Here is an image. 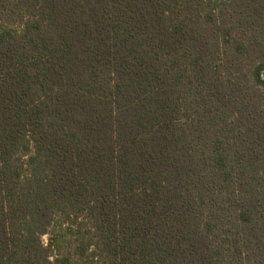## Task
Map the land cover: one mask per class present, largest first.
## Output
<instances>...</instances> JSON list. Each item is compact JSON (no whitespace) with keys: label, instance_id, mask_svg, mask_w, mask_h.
<instances>
[{"label":"trees","instance_id":"1","mask_svg":"<svg viewBox=\"0 0 264 264\" xmlns=\"http://www.w3.org/2000/svg\"><path fill=\"white\" fill-rule=\"evenodd\" d=\"M263 88L264 0H0V264H264Z\"/></svg>","mask_w":264,"mask_h":264},{"label":"rangeland","instance_id":"2","mask_svg":"<svg viewBox=\"0 0 264 264\" xmlns=\"http://www.w3.org/2000/svg\"><path fill=\"white\" fill-rule=\"evenodd\" d=\"M263 91H264V88H263ZM42 238H43V241H44V242H47V236H46V235H43Z\"/></svg>","mask_w":264,"mask_h":264}]
</instances>
